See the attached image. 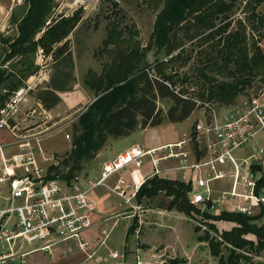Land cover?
Returning a JSON list of instances; mask_svg holds the SVG:
<instances>
[{
    "label": "rangeland",
    "instance_id": "rangeland-1",
    "mask_svg": "<svg viewBox=\"0 0 264 264\" xmlns=\"http://www.w3.org/2000/svg\"><path fill=\"white\" fill-rule=\"evenodd\" d=\"M114 4H118V6ZM54 5L55 9L52 16L57 17L61 14L71 15L77 9H82L81 19L69 34L68 44L64 47L62 54L58 55V59L55 60L52 57L43 58V55L37 54L31 56L32 59L36 60L37 67L33 70L27 67V65L30 64V60L26 65H21L17 58L14 60V65L10 66L12 69L16 68L18 76H21L23 81L27 80L28 76L25 78V75H28L30 71L34 74L40 73L43 79V81L32 90V95L28 103L31 106H25V108L18 112V118H15L12 122L17 125L19 133L40 129L37 127L32 129L31 126L40 123L42 117L47 115L45 112L42 113L43 110L47 109L50 111L51 108L54 110H61L64 98L74 99L76 94L90 89L89 85L85 83L88 70L93 69L97 72H101L103 65L110 61V57H108L106 52L102 53L100 49L103 47V41L106 39L108 29L112 26L113 22L120 23H118V29L124 26L136 27L138 30L136 35L132 32L129 34V30L126 29L124 35H126L127 38L133 36L136 41L140 42L141 47L146 53V63H148L151 75L166 79L173 85L177 93L182 94L184 97L195 99L198 106L193 113L183 121L169 122L166 120L158 127H150L146 132L140 128L129 135L109 140L107 146L108 152L111 154L135 143L147 148L151 145H161L164 144L163 142L183 139L185 133L189 135L192 133L193 140L190 144L198 145L194 140V125L198 120H203L205 124L208 125L213 119L214 114L219 120L227 119L241 108L242 101L264 94V78L257 76L254 77L252 81L248 79L242 85L240 84L241 93L236 97V100L230 104L220 99H207L211 88L209 86L210 84L223 80L232 81L233 77L227 76L226 73L223 74L217 69L211 70L204 66L209 60L207 58L210 57V53L207 54V52L214 50L216 39L214 38L204 42L199 39V37L202 36L200 33L202 30L198 27V16L202 9V4H198L191 10L185 19L172 30V41L174 45L170 54H167L165 50L157 51V48L152 45L156 18L159 11L165 6V0H160L158 6H155L153 3V7L140 0H54ZM239 5L240 3L237 5L238 8L236 7L235 15H233L235 21L230 28H227V32L236 29L238 24L237 19L239 17L245 19V14L242 9L244 5L241 4L240 7ZM28 6V0H0V61L4 58L5 42L3 38L8 36L14 37L17 34V27L11 14L14 13L15 17L20 19L27 11ZM259 10L264 11V5H262ZM203 32L207 33L208 31L203 29ZM245 33L248 39V52L249 55H251L254 50V46L251 45V43L253 40L258 39L259 33L251 29L249 24H247ZM259 40L258 42L264 51V38H259ZM62 44L63 42L59 45ZM182 51H185V57H176V55ZM172 56L174 57L171 58ZM186 56L190 57L186 59ZM9 64L7 63L6 65ZM165 75H167L168 78H165ZM54 88L63 89L56 90L60 100L53 106H46L41 95L44 94L49 103L53 104L55 100L54 95H52V93L50 95H45L44 92L47 90L52 92ZM92 91L93 94H96L95 90ZM89 100L90 99L82 100L73 104L72 108L64 112L63 115L52 118V122L56 121L54 125L52 124L51 127L47 129L46 133L41 135L39 140L34 144L38 143L37 145L48 155H53L57 159L62 160L72 148V125L78 121V116L86 109ZM37 101L41 102L42 105H38ZM171 104L172 101L166 98H160L158 100V106L161 107L163 113L167 112ZM33 108H38L39 110V113H36L35 117L28 115V111ZM71 113L72 115H68ZM64 115L65 119L63 118ZM60 118H62V120L58 121ZM0 130H2L0 131V146L4 147L6 144L5 139L10 138L13 140L11 136L12 131L10 129ZM254 147H258V149L264 148V130L260 132L256 139L234 150L233 153L238 158L241 165L246 166L248 163L246 158L255 152ZM1 151L5 153L7 148L4 147L0 149V152ZM88 162L89 161L85 163V167ZM96 163H98V161L91 162L90 165L95 167ZM229 169L230 165H228L226 169L228 174L226 179L212 182L214 187H220L214 199L221 198L225 192L230 189V185H228L229 183L227 184V182H232L234 177H231L232 172L228 173ZM147 170H149V167L146 168V171ZM20 171L22 172L21 169ZM61 181V179L58 180L59 183H61ZM158 195L160 196V204L168 206L171 197L167 198L168 195L164 192H160ZM234 203L230 201L215 203V207L212 210L216 213H220L223 210L236 211V209L233 208ZM174 209H176L175 205ZM201 213V211H195L193 209L181 215L169 213L168 215H172V219L170 222L167 221L171 224V227H163L161 224H157L156 229L158 235L157 238H154L155 240L152 239L158 242V244L153 247V253L156 255L141 251V253L138 252L140 254L137 256L136 251H129L127 253H129L130 256L127 262L124 258L127 246L124 244L123 238L125 236L123 235V226L130 220L119 216L117 219L118 227L110 234L108 243L111 244L112 247L118 248L121 257L116 259L111 258L109 251L103 246L98 251L100 255L106 256V259L103 260L101 264H119V262H124V264H137L139 259L141 264H173L171 261L175 259L176 261L174 264H219V256L213 254L209 241L205 239L206 232H208L209 237H213L221 243L220 248L223 255L228 256L232 246L230 241L223 237V234L225 232H230L238 223L234 220H221V224L217 225V223L213 221L209 224L206 223L208 226L205 232L197 223L199 219L198 216ZM254 214L256 213L254 212ZM201 217L204 219L207 216L203 214ZM253 223L257 226L264 225V218L253 221ZM198 226L202 230L199 228L197 232L195 229ZM158 229L160 230L158 231ZM168 231L170 232L168 236V246L166 250H163L165 242L163 244L159 242L160 236L163 235L164 237L165 233H168ZM243 237L247 238L249 241L251 240L253 245H251V243H245L240 249L235 248V252H241L240 259H242L240 264H264V250H261V248L257 246V236L253 233H246ZM131 242H134V239H132ZM131 242L128 243V246L132 245ZM143 248L144 250H148L146 244ZM160 254L161 256H159Z\"/></svg>",
    "mask_w": 264,
    "mask_h": 264
},
{
    "label": "trees",
    "instance_id": "trees-1",
    "mask_svg": "<svg viewBox=\"0 0 264 264\" xmlns=\"http://www.w3.org/2000/svg\"><path fill=\"white\" fill-rule=\"evenodd\" d=\"M140 1L151 7L153 3L158 6L160 2V0ZM28 3L29 7L23 17L19 21L16 20L17 35L3 38L6 53L0 66V105L23 83L16 68L10 67L15 61L7 67L5 64L18 58L21 65H26L30 60L27 67L31 70L37 68L35 59L31 56L36 53L39 46L43 48L45 54H52L55 60L58 59V55L62 54L68 44L69 39H65L81 19L82 9H77L71 15L61 14L52 17L55 9L54 0H28ZM239 3V7L241 4L244 5L242 9L245 19L239 17L236 29L227 32V28H230L235 21L233 15ZM198 4H202L198 16V27L202 30L199 39L203 42L216 39L214 50L207 52L210 53V57L207 58L209 60L204 66L233 77L232 81L223 80L210 84L207 99H220L230 104L241 93L240 84L248 79L252 81L257 76L264 78V51L258 42L259 38H264V11L259 10L264 5V0H165V6L157 15L153 31L152 45L157 51L165 50L167 54L171 53L174 45L172 30ZM114 5L118 6V4ZM49 18L52 21L47 24ZM118 23H112L100 49L102 53L106 52L110 61L103 65L101 72L89 69L85 78V83L96 91L97 98L80 113L78 121L72 125V148L63 157L60 166L51 169L52 177L61 175L71 178L74 174L82 172L85 163L97 155L110 136L129 135L139 125L146 128L159 126L166 120L183 121L198 106L195 99L177 93L166 79L151 75L146 63V53L140 42L133 36L127 38L124 35L126 30H129V34L132 32L136 35L138 30L134 26L118 29L120 24ZM247 24L259 33L258 39L251 43L254 46L251 55L248 52V39L245 33ZM203 29L208 32L204 33ZM61 42L63 44L59 45ZM185 55V51H182L176 57H185ZM188 57L190 56H186V59ZM28 75H25V78ZM165 78L168 76L165 75ZM3 89L7 91L2 92ZM56 90L63 89L54 88L52 92L48 90L44 92L45 95L51 93L54 95L53 104L49 103L44 94L41 95L46 106H53L60 100ZM160 98L172 101L165 113L158 106ZM259 185L264 186V178L260 179ZM190 189L191 184L155 175L142 186L139 197L146 195L150 198L164 192L168 196H173L169 209L175 205L178 210L185 213L190 212L191 209L199 211L188 200L187 192ZM205 214L215 220H234L238 223L230 232L223 234L232 246L228 256L223 255L221 243L209 237L206 232L205 239L209 241L213 254L219 256V264H240L241 252H235V248L240 249L245 243L253 245L251 240L243 237L246 233L255 234L258 238L257 246L264 250V225L257 226L253 223L263 217L264 210L257 214L226 210L217 215ZM133 229L134 226L131 227L130 232ZM197 229L199 230V227ZM175 261L176 259L171 262L174 264Z\"/></svg>",
    "mask_w": 264,
    "mask_h": 264
},
{
    "label": "built area",
    "instance_id": "built-area-1",
    "mask_svg": "<svg viewBox=\"0 0 264 264\" xmlns=\"http://www.w3.org/2000/svg\"><path fill=\"white\" fill-rule=\"evenodd\" d=\"M31 85H23L13 91L0 109V129H10L17 139L19 151L11 157L3 159V169L0 174V264H16L24 262L27 254L33 251H50L51 245L56 240L78 241L83 248L88 246L83 231L91 225V218L87 214H79L78 207L92 211L95 203L89 197L90 191L105 183V181L118 171L129 166L135 168L131 171L133 176L134 192L128 194L125 188L114 187L113 190L121 196L127 204L131 203L135 192L146 180L139 174V170L150 157L155 173L162 160H177L176 170L207 168L205 176H199L196 185L202 191L193 192L191 202L200 207L202 212L197 223L202 229H207L203 214L213 211L215 203H223L232 199H242L243 202L234 203L238 212L254 214V208L264 210V186L259 185L264 178V148H256L246 160V166L239 163L234 155V150L255 139L264 130V94L242 101V106L231 117L223 120L217 119L214 114L208 125L203 120H198L194 125L195 143H206L207 157L205 160L192 163L190 150L187 148L193 140L192 133H185L184 138L175 143H169L157 148L146 149L139 145L131 146L119 153L115 158L103 165L99 180H90L89 187H80V175L74 174L67 180L73 192L62 194V186L57 176L52 177L50 166H60L62 160L53 155H48L39 145L34 144L41 135L46 133L51 126H46L48 121L31 126L40 128L34 131L18 132L17 125L12 123L20 111L26 95L31 90ZM38 108L29 111V115L38 114ZM42 114V113H41ZM40 114V115H41ZM31 129V128H30ZM36 129V128H35ZM3 147L0 146V149ZM162 155H159L161 154ZM40 158L46 167L40 163ZM230 162L232 170V189L219 198L211 195L210 181L224 178L227 173L220 165ZM260 167L255 171V164ZM22 170V172L20 171ZM243 173V176H242ZM242 176V177H241ZM122 182H125L122 179ZM242 186V190L239 186ZM49 235H54L48 239ZM44 241L24 251L26 243ZM111 256L119 258L118 250ZM137 264H141L139 259Z\"/></svg>",
    "mask_w": 264,
    "mask_h": 264
},
{
    "label": "crops",
    "instance_id": "crops-1",
    "mask_svg": "<svg viewBox=\"0 0 264 264\" xmlns=\"http://www.w3.org/2000/svg\"><path fill=\"white\" fill-rule=\"evenodd\" d=\"M11 17L13 18V21L15 22L16 27H17L18 22H16V20L19 21L23 16L19 19V18L15 17L14 13H12ZM52 17H54V16H52ZM51 21H52V19L49 18V20L47 21V24L51 23ZM39 36H40V34H39ZM67 39H68V37L65 40H67ZM5 53H6V45H5V50H4V56H5ZM37 54L43 55V58L44 57L45 58L46 57L54 58L52 56V54H48V55L45 54L43 48L40 46L38 47V50L36 51V53L34 55H37ZM16 59H14V60H16ZM14 60L12 59L10 61V63L13 62ZM1 61H2V59H1ZM1 61H0V66H1ZM7 63L9 64V62H7ZM6 64H5V67L8 66ZM35 65H36V60H35ZM42 81H43V79H42V75H40V73H37V74L30 73L27 77V80H24L23 81L24 83H22L20 85V86H23V85L29 84L32 87L30 92L26 95V99L23 102L22 108L20 109V111L23 108H25V106H31L28 103L30 101L29 100L30 96L32 95V90H34L36 88V86L38 84H40ZM89 88L90 89L88 91L86 90L85 92H81L80 94H76L74 96V99L73 98H71V99L64 98L63 102H62L63 106H62L61 110L60 109L54 110L53 108H51L50 111L47 109L43 110L42 113L45 112V114H47V115L42 117V120L40 123H42V121L47 118L46 120H44V122L48 121L46 123L47 124L46 126H51L52 124L54 125V123L56 121L52 122L53 121L52 118L63 115L64 112H66L67 110L72 108L73 104H76L82 100L90 99L88 104L86 105V108H87L97 98L96 94L92 93L93 89L91 87H89ZM6 91H7L6 89H3L2 92H6ZM8 97H7V99H8ZM6 100H5V102H6ZM5 102L2 105H0V109L3 107ZM37 102H38V105L41 104V102H39V101H37ZM69 106H71V107H69ZM40 108H42V107H40ZM18 115H19V113L16 114V119L18 118ZM28 115H29V111H28ZM68 115H72V113L68 114ZM31 116L35 117V115H31ZM44 117H46V118H44ZM63 118L65 119V115L63 116ZM61 120H62V118H60V120H58V121H61ZM37 124H39V123H37ZM150 127L151 126H148L146 128H142L141 126H139L137 129L141 128L144 132H146ZM153 127H156V126H153ZM0 131H2V130H0ZM12 133H11V136L13 137V140H11L10 138L5 139L6 144L4 147L7 148V151L5 153L2 151L0 152L1 153V155H0L1 156L0 174H1L2 169H3V159L5 157H11L13 154H15L19 151V146L17 144L16 138L14 135H12ZM118 137H120V136H118ZM118 137H114V136L108 137L103 148H101V150L98 151L97 155L94 158L89 160L87 166L83 169V171L78 173L80 175V187L82 189H87L89 187L88 182L90 180H99L100 179L103 165L106 162L112 160L119 153L123 152L125 149H127L131 146H134V145L141 146L140 144L135 143V144H132L130 146H126L124 149L118 150V151L111 154L110 152H108L107 143L109 140H113L114 138H118ZM180 140H182V138L176 139L173 141L163 142L164 144H161V145H158V144L157 145H151V146H149L147 148L145 147V148L146 149L157 148V147H161L163 145L169 144V143L178 142ZM187 148L190 150V160L192 163H196L197 161L206 159L207 151H206L205 141L201 145H191L190 144ZM256 148H258V147H254V149H256ZM159 155H162V153ZM94 161H98V163L95 164L96 165L95 167L90 165L91 162H94ZM40 163L46 167L50 166V163H48V164H47V162L45 163L44 161L41 160V158H40ZM177 164H178L177 160H174V159L162 160L159 167H158L159 173H157V176L164 178V179L178 180V181L185 182L187 184H191V189L187 192V197H188L189 202L192 205H194L191 202L190 196L192 195L193 192H198V191L203 190V188L198 187L196 185V180L200 175L201 176L206 175L207 168L176 170V169H174V167ZM228 165H230V169L228 170V173H231L233 170V166L230 162H227L224 165H220L219 167L222 168L227 173L226 169H227ZM263 165H264V163H263ZM260 166H261L260 163L255 164V167H254L255 171H257ZM53 167H54L53 165L50 166V168H53ZM148 167H149V170L146 171V168H148ZM134 168L135 167L132 165V166H129L127 168H124L121 171L116 172L115 174L110 176L105 181L104 184L99 185L90 191L89 197L93 200V202L96 205V208L94 210L87 211L85 208H81V207L77 208V211L79 214H87L91 218V222H92L91 225L83 231L84 237H85L86 241L88 242V246L86 248H83L78 241H65V240H57L56 241L55 240L53 242V244L51 245L50 251L38 250V251L30 252L29 254H27L25 256L24 262L17 260L16 264H101L102 261L106 259V256L99 254L98 251L100 248H102L104 246L105 249L109 251L110 255L114 251L118 250L117 247H112V245L108 243L109 242L108 240L110 238V234L113 231H115L118 227L117 219L119 218V216H121L123 218H127L130 220L128 223H126L123 226V235L125 236L123 238L124 244L128 248V250L126 248V255L124 256L125 261L126 262L128 261L127 259L129 258L130 255L127 252H129V251H136L137 256H138V254L141 253V251H145L146 253L149 252L152 254L154 252L153 247L158 244V242L154 241L155 240L154 238H157V235H158V232L156 229L157 224H161L163 227L164 226L171 227V224L169 222L172 219L171 218L172 215H168V214L169 213H172V214L176 213V215H178V214L181 215V214H184L185 212L183 213V211H180L177 208L174 209V207L169 209V207H168L169 204H168V206H163V204H160L161 201H159V198H160L159 195H156L155 197H150V198H149V196H146V195L139 197V191L142 188V186L148 181V179L154 177L153 174L155 173V171H154L155 167L153 166V163H152V160L150 157H146L145 164L139 170L140 176L142 178H145L146 180L141 184L139 190H137L135 192V195L133 196L131 203L127 204L124 201V199L121 196H119L113 190V188L114 187L125 188L127 190L128 194H132L135 191L134 186H133V183H134L133 176L131 173V171ZM227 177H228V174H227V176H225L222 179H226ZM57 179L62 180L60 183V185L62 186V194L66 195V194H70L73 192L72 188H70V186L67 183V180L70 178L60 175V176H57ZM122 179H124L125 182H122ZM218 180H220V179H218ZM218 180H212L209 183L210 188H211V195L213 196V198H216V194H217L218 189L220 187H218V188L214 187L212 182L218 181ZM232 183H233V181L227 182V184L230 185V189L226 192H229L232 189ZM239 189L242 190L241 185L239 186ZM170 197H171V199L173 198V196H167V198H170ZM231 202H243L244 205L250 204L249 201H245L242 199H232ZM169 203H170V201H169ZM194 206L200 211L199 206H197V205H194ZM254 210H255V213L257 214L258 208L256 207V208H254ZM259 212H261V211H259ZM205 213H209L210 215L219 214V213H216L214 211H209V212H205ZM205 213H204V216H207ZM262 218H264V215ZM204 220H205V224L206 223L209 224L210 222H213V221L215 223H217V225L221 224L220 223L221 220H215L211 217H206V218H204ZM207 224H206V226H208ZM132 226H134V229L132 230V232H130V229ZM166 229H164V230H166ZM159 230L160 229H158V231ZM195 230L198 232L197 227ZM204 230L206 232L207 229H204ZM169 234H170V232L168 231V233H165L164 237H163V235L160 236L159 242H161L162 244L165 242V247L163 248V250H166V248L168 246ZM52 237H54V235H49L48 239H51ZM132 239H134V242H131ZM152 239H154V240H152ZM129 242H131L132 245L128 246ZM37 243H40V244H37ZM42 243H44V241L26 243L24 246V251H27V250L31 249L32 247H35L36 245H41ZM145 244H146V247L148 250H144L143 247L145 246ZM138 252H140V253H138ZM153 255H156V254L153 253ZM159 256H161V254ZM110 257L113 258L112 256H110ZM120 257H121V255H120ZM113 259H116V258H113ZM119 264H124V262H119Z\"/></svg>",
    "mask_w": 264,
    "mask_h": 264
}]
</instances>
